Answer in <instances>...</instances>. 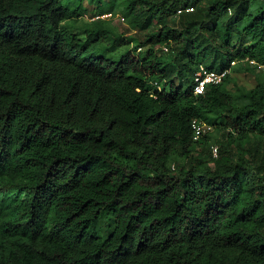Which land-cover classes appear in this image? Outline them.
<instances>
[{"label": "trees", "instance_id": "1", "mask_svg": "<svg viewBox=\"0 0 264 264\" xmlns=\"http://www.w3.org/2000/svg\"><path fill=\"white\" fill-rule=\"evenodd\" d=\"M117 1L0 0V264H264V0Z\"/></svg>", "mask_w": 264, "mask_h": 264}, {"label": "rangeland", "instance_id": "2", "mask_svg": "<svg viewBox=\"0 0 264 264\" xmlns=\"http://www.w3.org/2000/svg\"><path fill=\"white\" fill-rule=\"evenodd\" d=\"M75 0H71V2H74ZM118 7L116 9V11L114 13H112L111 15L107 14V15H103L101 16V19H104L105 21L110 23V26L113 27L117 33L121 34L122 37L129 39L132 38L134 40L133 42V46L136 45V42H140L142 40V38L144 37V35L150 31H153V28H149L145 31H139V29L134 28L133 26H131L130 24H128L127 19L122 15V7L124 6V3L122 0H118L117 1ZM88 12L83 15V19L85 21H92L95 20L97 12H96V7L95 4L93 3L92 5H88ZM181 21H182V16L180 14L177 13V18H175V20L173 22H169L170 25H175L176 27H180L181 26ZM233 71V69H232ZM250 77L247 74H243L240 75V79L242 81H245L246 79H250L247 78Z\"/></svg>", "mask_w": 264, "mask_h": 264}, {"label": "built area", "instance_id": "3", "mask_svg": "<svg viewBox=\"0 0 264 264\" xmlns=\"http://www.w3.org/2000/svg\"><path fill=\"white\" fill-rule=\"evenodd\" d=\"M192 9H186V12H190ZM180 13V11H178ZM167 51L166 48H163ZM254 64V62H251ZM235 63L232 62L230 65L233 66ZM230 73V68H224L219 71L207 70L203 66H200L193 76V88L192 92L194 95H201L204 93L205 89L210 85H218L223 79ZM191 128L193 130L194 139H198L208 132L212 131V128L204 123L193 121L191 123ZM213 156L216 154V149L212 150Z\"/></svg>", "mask_w": 264, "mask_h": 264}]
</instances>
